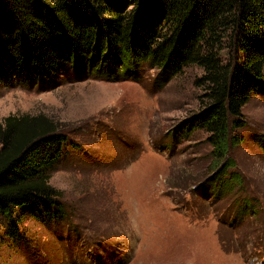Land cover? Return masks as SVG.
<instances>
[{
	"label": "rangeland",
	"instance_id": "obj_1",
	"mask_svg": "<svg viewBox=\"0 0 264 264\" xmlns=\"http://www.w3.org/2000/svg\"><path fill=\"white\" fill-rule=\"evenodd\" d=\"M218 53L233 54L227 41ZM143 67L139 82L66 66L48 86L0 88V123L43 116L67 137L47 173L62 219L16 211L14 240L0 215V264H264V85L241 111L235 166L208 194L220 166L207 133L188 130L174 149L169 140L203 107V70L187 66L156 87V70Z\"/></svg>",
	"mask_w": 264,
	"mask_h": 264
},
{
	"label": "trees",
	"instance_id": "obj_2",
	"mask_svg": "<svg viewBox=\"0 0 264 264\" xmlns=\"http://www.w3.org/2000/svg\"><path fill=\"white\" fill-rule=\"evenodd\" d=\"M225 41L233 54L221 60ZM146 64L157 72L156 87L187 66L203 70V107L169 140L174 149L188 130L204 129L220 166L205 187L210 194L235 166L228 153L241 143L242 109L263 89L264 0H0V88L48 86L66 66L139 82ZM256 141L264 149V137ZM66 143L43 116L0 123V215L14 240L16 211L47 224L62 219L47 173Z\"/></svg>",
	"mask_w": 264,
	"mask_h": 264
}]
</instances>
